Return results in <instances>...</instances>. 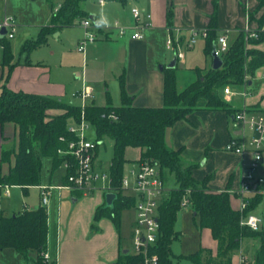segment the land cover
Masks as SVG:
<instances>
[{"label": "trees", "instance_id": "1", "mask_svg": "<svg viewBox=\"0 0 264 264\" xmlns=\"http://www.w3.org/2000/svg\"><path fill=\"white\" fill-rule=\"evenodd\" d=\"M86 0H62L55 9L51 4L52 14L48 25L41 27L35 39L25 41L22 52L29 53L45 45L48 37L63 27H69L89 19L83 8ZM125 3L126 0H118ZM214 12L210 17L205 39L204 52L211 56L217 45V9L218 0H213ZM257 24L256 38L246 40V34L240 30L229 44V49L222 54L223 66L208 71L197 69V78L186 88H177L176 69L164 68V105L160 108L136 107L133 98L121 82L122 103L116 107L110 96L105 105L91 103L84 108L64 102L62 99L24 92H14L6 84L0 88V126L13 123L18 129L16 145L8 149L3 147L1 162L11 163L7 174L0 173L1 186H19L24 190L41 186L42 165L44 158L52 160V171L64 168V163L73 166L65 169L62 184L68 183L69 176L75 172V160L66 152L71 140L75 138L69 132L71 123L81 121L82 114L94 127L96 140L100 145L105 139L113 141V155L108 169L111 185L117 198L113 205L105 203L95 214V223L104 216L109 217L115 226H120L121 213L124 209L136 206L135 196L125 195L122 190V179L126 172L125 151L128 147L142 150L139 161H149L160 167L164 183L169 175L175 178L176 188L171 190L159 206L161 236L150 254H156L158 264H174V260L187 259L193 264L229 263L233 254L238 251L245 239L258 241L255 258L242 264H264V228L253 230L242 225V219L252 213L262 202L264 193L249 198L245 210L234 209L231 205L230 182L227 189L212 192L208 183L213 176L197 181L192 176L195 165L185 166L181 151L174 150L166 142V131L181 120H186L196 110L226 111L236 113L221 96V91L228 85L241 88L248 77L257 69L264 67V50L257 46L264 44V0H258V6L249 16ZM168 26L172 25V11L167 14ZM3 46V67L7 68L6 78L12 72L14 55L10 40L0 38ZM249 82V79L247 80ZM250 109V108H249ZM114 114L116 119L112 118ZM264 190V184L260 187ZM184 198L190 200L193 218L198 229L208 228L219 249L217 258L209 250L200 249L189 254L175 256L172 244L180 233L176 231L178 213L182 209ZM95 223L93 226H95ZM48 241V211L44 206L35 210H24L11 216L0 213V254L6 249H13L28 261L29 253H37V264H47L44 260ZM206 254V256H204ZM143 257L139 254L126 253L114 264H140ZM54 264V263H51Z\"/></svg>", "mask_w": 264, "mask_h": 264}, {"label": "crops", "instance_id": "2", "mask_svg": "<svg viewBox=\"0 0 264 264\" xmlns=\"http://www.w3.org/2000/svg\"><path fill=\"white\" fill-rule=\"evenodd\" d=\"M103 1V4L100 3L101 7L104 8L101 16L85 9L89 14V19L90 16L94 17V21L90 20L97 27V39L94 43L88 44V49L86 47L85 53L79 52L77 46L75 48L82 56L83 65L81 70L74 71V76L78 82L72 93H66L69 85L68 71L70 67L66 62L63 64V60L58 64H54L48 63L44 59H30L32 55H29L28 59L25 58L24 60L14 58V63L16 64L8 78H6L7 68L2 65L3 46L1 42L0 87L6 84L14 92L50 96L59 99L67 96L69 97L70 104L77 106H81L82 101L73 95L84 87H91L93 89V97L88 100L89 102H86V105L91 104V102L97 105H105L108 96H110L112 104L118 107L122 103L121 82L124 80L125 90L133 98L134 106L162 107L164 105L163 70L167 68V65L172 60L167 59L165 53H161V55L158 53L159 44L161 42L166 45L170 34L182 36L186 40L189 38L192 30L208 29L210 17L214 12L213 0H148L146 2L147 7L142 9L137 4L138 0H126L125 3H121L118 0H110L108 4L105 0ZM257 6L258 0H218L217 33L219 36L225 35L228 38L230 35L235 34L236 37L240 30H244L247 23H250V26L256 30L257 24L251 22L249 16ZM133 7H137L152 15L150 26L143 30L142 39L134 40L131 37L133 26L135 25L131 13ZM7 9L5 6L4 9L0 10V22L5 16H12L8 14ZM169 11H172L171 26H168L167 23ZM108 16L110 17L108 18ZM111 20L115 22L114 25H112ZM116 23L128 29L125 35L120 34L119 29L115 26ZM65 28L67 27L57 30L54 33L56 37L62 36L63 29ZM81 37L79 35L78 40ZM29 39L35 38L31 37L27 40ZM47 44L48 41L45 45ZM257 48L264 50V44L257 46ZM203 53L206 58L207 55L204 49ZM210 58L211 62L209 64L206 61L204 66L192 65L189 67L194 71L191 78H197V69L208 71L212 68L213 58L212 56ZM163 59H165V62H163ZM186 59L185 55V58L181 60L184 66ZM179 62L177 59V68ZM72 68L74 69L73 66ZM258 71H261V77L264 78V67L257 69ZM250 78H247L249 82L247 81L246 87L243 85L241 88H238L241 91H236L230 96L231 106L235 110L247 106L254 112L264 113V82L259 89V93L256 95L251 94L249 98L246 96V102L239 101L241 103H238L235 100V97L238 96L237 94H242L243 87L250 94L247 89L248 86L252 85ZM188 85L180 88L177 78V88L179 91ZM233 116L234 113L230 115L226 111H193L186 120H181L167 129L166 142L172 149L181 151L185 166L195 165L192 171V176L195 180L202 181L209 176H213L207 185L210 191H224L230 182L231 205L234 209H240L241 200L236 192L240 187L242 164L249 162L251 157H242L225 150L226 144L240 133V128L234 123ZM9 125L12 126L8 128ZM11 127L17 128L13 123L0 126V162L3 147H14L18 140V134L17 136L15 134L11 135ZM105 140L98 146L96 151L95 167L98 171H100V164H98L99 150ZM135 150L137 151V156H132L131 153ZM141 154L142 150L140 148L128 147L125 151V158L134 164L140 160ZM13 161L12 159L11 163H3L4 165L6 164L5 168L3 164L0 165V173L7 174ZM259 169V175L264 176V164ZM171 176L169 175V178ZM170 185L171 181L169 179V184L165 183L167 194L176 187ZM41 186L58 187L61 185L42 183ZM14 187L19 186H10L8 188L9 194L7 195L5 186L0 185V213L2 214H4V208L1 199L3 197L9 198L11 196V189ZM30 188H35L39 191V194L41 193L40 186ZM55 189L52 190L51 199ZM59 191L57 194L59 200L56 206L51 205L55 213L54 220L51 217L52 212H49L51 199L49 205L46 207L48 211V241L45 253L49 255L48 261H45L47 264H114L122 254L132 253L131 248L136 218L131 222L129 235H125L123 231L125 224L122 221V213L118 228L107 216L102 217L96 223L94 221L96 211L106 203L105 196L108 192L98 191L94 193L93 191V195L88 196L82 192L67 189ZM68 198L72 202L68 201ZM40 206H42L41 195L38 205L27 206L26 209H22L21 211L35 210ZM263 209L260 207L252 211V214L261 218V228H264ZM178 216L176 231L180 233V236L173 242L172 252L175 256L189 255L175 251L176 244L182 243L185 237V233L178 227ZM94 223L95 226H93ZM200 231L201 244L199 250H209L212 252V257L217 258L218 241L214 239L210 229L204 228ZM257 247L258 241L252 239L243 240L241 248L233 254L231 261L227 264H242L243 259H246L248 262L253 261ZM0 264H37V253L30 252L28 261H26L17 251L6 249L0 254ZM174 264L193 263L187 259L176 258ZM213 264L226 263L216 262Z\"/></svg>", "mask_w": 264, "mask_h": 264}, {"label": "built area", "instance_id": "3", "mask_svg": "<svg viewBox=\"0 0 264 264\" xmlns=\"http://www.w3.org/2000/svg\"><path fill=\"white\" fill-rule=\"evenodd\" d=\"M100 3L103 4L104 1L100 0ZM131 13L135 21L131 37L134 40L142 39L143 30L150 26L152 15L137 7H133ZM81 24L84 26L86 33L82 40L79 41L77 50L85 53L87 44L94 43L97 39V27L90 19L83 20ZM17 26L13 16H5L0 22V35L5 30V37L9 40L13 39ZM115 26L119 29L121 35L127 33L128 29L126 27L119 26L118 23ZM243 31L246 34V40L258 36L257 30L253 29L250 23H247ZM207 34V29H194L186 40L182 36L170 34L166 45L177 56L178 60H182L185 58V50L194 48L199 38L206 39ZM229 44L227 36H219L216 45L217 53L222 56L229 49ZM224 92L228 98L234 94L230 87H226ZM242 94L247 95L248 92L244 90ZM73 96L81 99V107L84 108L86 102L93 97V89L91 87H84ZM111 117L116 119L114 114ZM233 121L239 126L240 133L226 144L225 150L242 157H251L249 162L242 164L240 187L236 192L241 200L240 210L243 211L247 208L251 196L264 193V190L260 188L264 184V176L256 174L260 163L264 159V113L254 112L249 107L244 106L236 111ZM68 129L75 138L69 142L68 150L60 153L70 154L74 158L75 172L69 176L68 183L65 185L58 187L40 186L41 204L44 207L49 205L52 190L55 188L78 191L84 194L92 193L96 190L108 193L113 192L109 174L101 173L95 167L96 151L99 144L97 140H90L86 135V131L93 130L94 127L85 120L84 113L82 114L81 121L71 123ZM249 131L250 134L248 133ZM70 166L73 165L67 162L64 163L65 169ZM99 182H102V184L99 185ZM9 187L5 186L7 195L9 194ZM122 190L125 195L137 198L135 206L136 223L133 232V253L143 257V261L140 264H158V256L156 254L151 255L150 249L157 244L161 236L159 206L167 192L160 167L149 161L135 162L123 176ZM189 205H191L190 200L184 198L181 204L182 208H186ZM241 223L253 230H259L262 220L250 213L242 219ZM43 257L45 261H48L49 255L47 253H44Z\"/></svg>", "mask_w": 264, "mask_h": 264}, {"label": "rangeland", "instance_id": "4", "mask_svg": "<svg viewBox=\"0 0 264 264\" xmlns=\"http://www.w3.org/2000/svg\"><path fill=\"white\" fill-rule=\"evenodd\" d=\"M60 1L61 0H0V10L4 9V7L6 6L8 8L7 9L8 14H11L12 16L15 17L16 23L18 25L17 30L15 32V37L10 40L11 50L14 55V58L17 59L21 58L22 60L26 58L27 54L22 52L23 44L28 38L31 37L36 38L39 29L43 25L48 24L50 22V17L52 14L51 4H53L56 9ZM105 1L107 4L110 2V0H105ZM146 2H148V0H138L137 4L139 5V8L142 9L144 7H147ZM83 8L87 9L88 11H91V13H97L100 16L102 14V11L104 10V8L101 7L100 0H86L83 4ZM109 17L110 16H108V18ZM114 24L115 22L112 21V25ZM63 30L64 32L62 36L56 37L55 34L50 35L48 37L47 45H44L39 49L38 48L33 49L29 53V55H32L30 59L33 58V60L44 59L48 63H54V64H58L63 60L64 61V63L62 62L63 64H65V62L69 64L68 65L70 67L68 71L69 85L67 87L66 93L70 94L75 90V87L78 82V80H76L74 76V71L81 70L82 69L81 67L83 65L82 56L75 50V48L76 46H78L79 41L82 40V38L85 36L86 30L81 23H77ZM79 35L82 36L80 40H78ZM234 37L235 34H232L230 35V37H228L229 43L233 41ZM204 44H205V39L199 38L197 44L192 50L190 49L185 50V55L187 58L185 66L182 64V61L179 60L180 62L178 68L176 69V75L179 80L180 88L185 87L193 79H196V78H191L192 74H194V71L191 70L189 67H191L192 65L204 66L206 61L208 62V64L211 62L210 56L209 57L207 56L206 58L204 57V53H203ZM87 49H88V44H87ZM158 51L160 55L161 53H165L167 59L172 60V58L174 57V53L171 50L167 49L166 45L162 44L161 42L159 44ZM163 60H164L163 62H165V59ZM72 66L74 67L75 70L72 68ZM261 75H262L261 71L258 72L256 71V73L250 78L252 85L247 87L250 94L249 93L247 95L237 94L238 96L235 97V100L238 101V103H241L242 101L246 102L247 100L246 96H248L247 98H249L251 94L256 95L257 93H259L260 91L259 89L261 88L264 82V78L261 77ZM247 80L248 79H246L243 84L244 87H246L247 85ZM226 87H230L234 93L236 91H241V89L238 90V88H234L230 85ZM244 87L242 88V91L246 90L244 89ZM224 89L221 91V96L225 100V102L229 104V107L232 108L231 98H228L225 95ZM62 100L64 102L70 103L69 97L67 96L65 98H62ZM10 126L12 125H9L8 128H10ZM10 133L11 135L15 134V136H17L18 129L11 127ZM248 133L250 134V131ZM86 135L90 140H95L94 130H87ZM7 148L11 149L13 147L7 146ZM112 155H113V141L107 138L104 144L101 145L98 155V164H100L99 170L101 173H108ZM131 155L137 156V151L136 150L132 151ZM262 164H264L263 161L260 163V167ZM131 166H132V162L127 161V163L125 164L126 171ZM5 167L6 164L4 165V168ZM259 170L260 169L257 170L256 174H259ZM64 175H65V171L62 168H58L55 171H52V160L50 158L43 159L42 183L47 185L48 184L62 185V178L64 177ZM169 179L171 181V185L176 186L175 178L173 176L168 178L167 181L168 184H169ZM100 184H102V182H99V185ZM59 192H60L59 190L55 189L53 192V197L51 199L49 212H52L51 213L52 220H54L55 213L53 212V208H51L52 207L51 205L56 206L59 200V197H57V194ZM97 192L98 190L94 191V193ZM87 195L88 196L93 195V192L88 193ZM165 195H167V192ZM232 199L234 198L232 197ZM67 200L72 202V200L69 198ZM263 200H262L263 203L261 202L262 205H260L261 204L260 203L256 209H259L260 207L263 209L264 207ZM39 202H40V194L39 191L35 188H30L29 190L25 191L21 187H14L11 189V196L9 198L3 197L1 199V203L4 208V215L6 216L13 215V213H18L22 209H26L27 206H36L39 204ZM193 212L194 211L192 205H189L186 208H182V211L178 216L179 217L178 227L183 231V233H185V237L182 240V243L176 244L175 251L177 253L191 254V253H195L200 248L201 231L196 226L195 220L193 218ZM135 218H136V212L134 207L127 208L122 211V221L125 224L123 231L125 235L127 234L129 235L131 222ZM129 245L131 248V243ZM131 251L133 252V240H132ZM204 256H206V254H204Z\"/></svg>", "mask_w": 264, "mask_h": 264}, {"label": "water", "instance_id": "5", "mask_svg": "<svg viewBox=\"0 0 264 264\" xmlns=\"http://www.w3.org/2000/svg\"><path fill=\"white\" fill-rule=\"evenodd\" d=\"M90 19L92 21H94V17L90 16ZM6 35V31L3 30L2 34L0 35V38H4ZM212 58H213V63H212V69L214 70H218L223 66V59L221 58V56L217 53V48L216 46L213 48L212 54H211ZM177 64V56L174 55L172 61L167 65L168 69H173L176 67ZM117 198L116 194L109 192L106 194L105 199H106V203L109 206L113 205L114 200Z\"/></svg>", "mask_w": 264, "mask_h": 264}]
</instances>
